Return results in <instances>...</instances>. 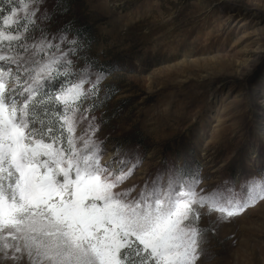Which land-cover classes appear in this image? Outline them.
I'll return each instance as SVG.
<instances>
[{
    "label": "rangeland",
    "instance_id": "374dc122",
    "mask_svg": "<svg viewBox=\"0 0 264 264\" xmlns=\"http://www.w3.org/2000/svg\"><path fill=\"white\" fill-rule=\"evenodd\" d=\"M38 14L51 20L41 19L28 43L46 38L58 47L24 55L43 64L79 45L68 53L73 75L63 83L80 68L107 74L103 107L87 115L103 121L95 134L104 142L102 164L121 146L139 160L120 189L139 190L178 164L185 179L199 178L198 190L238 191L264 178V0H44ZM79 25L87 29L82 41L73 33ZM63 29L76 45L60 38ZM210 219L216 214L201 226ZM205 248L198 264H264V200L217 223Z\"/></svg>",
    "mask_w": 264,
    "mask_h": 264
},
{
    "label": "snow or ice",
    "instance_id": "6c2138e0",
    "mask_svg": "<svg viewBox=\"0 0 264 264\" xmlns=\"http://www.w3.org/2000/svg\"><path fill=\"white\" fill-rule=\"evenodd\" d=\"M13 3L22 16L10 7L3 19L10 28L0 26V264H198L217 223L264 200V178L238 191L230 184L198 190L199 178L185 179L178 164L139 190L120 189L139 160L121 146L116 159L102 164L104 142L95 134L103 121L87 115L103 107L100 84L107 74L93 77L80 68L55 92L42 91L73 75L68 53L79 45L63 29L60 38L76 47L43 64L30 59L29 48L58 47L46 38L28 43L39 21L51 16L38 14L44 0H0ZM3 12L0 7V17ZM213 214L216 220L202 227V218Z\"/></svg>",
    "mask_w": 264,
    "mask_h": 264
},
{
    "label": "trees",
    "instance_id": "16d2710c",
    "mask_svg": "<svg viewBox=\"0 0 264 264\" xmlns=\"http://www.w3.org/2000/svg\"><path fill=\"white\" fill-rule=\"evenodd\" d=\"M16 4L13 3V4H3V5H0V7H2L4 9V12L2 14V17H0V26H2L3 24V18L9 14L8 12V9L10 7H15ZM73 33L75 34V37L77 38V40H84L85 39V36L87 34V29L86 27H82L81 25L75 27V29H73ZM63 80L62 79H58L56 81H54L53 83L51 84H48L44 90L42 91H46L48 93H53L56 91L57 88L61 87V84H62Z\"/></svg>",
    "mask_w": 264,
    "mask_h": 264
}]
</instances>
